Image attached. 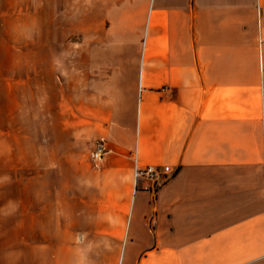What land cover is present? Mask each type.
I'll return each mask as SVG.
<instances>
[{
    "label": "crops",
    "instance_id": "crops-1",
    "mask_svg": "<svg viewBox=\"0 0 264 264\" xmlns=\"http://www.w3.org/2000/svg\"><path fill=\"white\" fill-rule=\"evenodd\" d=\"M1 11L17 116L26 91L40 110L63 76V106L89 109L85 136L108 153L100 169L71 153L44 167L34 147L26 164L17 127L23 176L0 199V264H264V0H6ZM30 21L32 36L14 34ZM135 160L168 166L166 181L136 188ZM28 184L46 190L25 197Z\"/></svg>",
    "mask_w": 264,
    "mask_h": 264
},
{
    "label": "rangeland",
    "instance_id": "rangeland-1",
    "mask_svg": "<svg viewBox=\"0 0 264 264\" xmlns=\"http://www.w3.org/2000/svg\"><path fill=\"white\" fill-rule=\"evenodd\" d=\"M6 0H0V199L1 196H9L10 198L17 195V179L22 175V173H18L16 171V156L14 155V150L16 149L17 138L16 135L20 129V135L26 134L33 138V135L41 140V147L39 143L36 142L35 146L32 144V140L30 137L28 140H24V147L26 148V164L31 162L32 154L34 152V147L37 152L40 151V159L46 167L52 159L56 156L62 154H70L77 157L79 161L88 162L89 153L91 151L93 143L98 139L90 140L86 135L87 126L83 122L88 118L86 113H88L89 109H80L73 108L72 111L70 108L64 107L63 103V76L59 78L62 80V83L58 79L57 88H54V91L51 92L50 102L47 104L48 106L42 107V109L38 110L36 108L33 92L31 90L25 92V103L28 105L27 107L20 108V114L17 116L18 110L16 106L17 91L16 88V80L14 77V81L12 80L10 84L9 93L7 91L6 82H4V77L2 76V67L4 66V62L2 60V33L7 31L8 27H4L2 19V6L4 7V3ZM8 23V22H7ZM32 22L28 23L26 27H22V29H14V34H18L16 31H19L20 35H29L32 36L34 34V29L31 26ZM3 24V25H2ZM9 28L11 27V22L8 23ZM6 25V26H8ZM54 38L57 39L58 42V60H57V69L64 67V48H63V38H64V28H57L54 30L53 34ZM31 63V61H30ZM22 79V77H19ZM12 87V89H11ZM20 99V98H19ZM60 101H62V106H60ZM83 111L84 114H81ZM73 112V113H72ZM40 118V119H39ZM9 127V132H6ZM71 127L73 128V133L71 132ZM72 133L74 137V145L69 146V134ZM9 135V136H6ZM45 138V139H44ZM22 142V140H20ZM46 142L50 143L46 146ZM45 144V145H44ZM8 148L9 155L6 161L5 151ZM3 150V153H2ZM8 164L9 171L6 174L5 172H1L2 166H6ZM45 169V168H44ZM32 172H25V178L32 177ZM47 175V174H46ZM45 178V177H44ZM47 179V177H46ZM8 181V185L7 182ZM39 187V188H37ZM46 189H40V186L36 185L33 187L32 184H28L25 188V197H30L32 195L43 194ZM31 206V205H26ZM16 205H10V210H13Z\"/></svg>",
    "mask_w": 264,
    "mask_h": 264
},
{
    "label": "built area",
    "instance_id": "built-area-1",
    "mask_svg": "<svg viewBox=\"0 0 264 264\" xmlns=\"http://www.w3.org/2000/svg\"><path fill=\"white\" fill-rule=\"evenodd\" d=\"M108 153L106 142L102 139L96 140L89 153V162L92 168L100 169L105 161ZM169 167L165 166L163 169H158L154 165L141 166L137 160L133 169L134 185L137 188L141 181L152 183L154 189L164 183L168 177Z\"/></svg>",
    "mask_w": 264,
    "mask_h": 264
}]
</instances>
